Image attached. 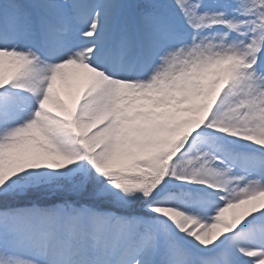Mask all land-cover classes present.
Returning a JSON list of instances; mask_svg holds the SVG:
<instances>
[{
	"label": "snow or ice",
	"instance_id": "snow-or-ice-1",
	"mask_svg": "<svg viewBox=\"0 0 264 264\" xmlns=\"http://www.w3.org/2000/svg\"><path fill=\"white\" fill-rule=\"evenodd\" d=\"M0 264H264V0H0Z\"/></svg>",
	"mask_w": 264,
	"mask_h": 264
},
{
	"label": "bare ground",
	"instance_id": "bare-ground-1",
	"mask_svg": "<svg viewBox=\"0 0 264 264\" xmlns=\"http://www.w3.org/2000/svg\"><path fill=\"white\" fill-rule=\"evenodd\" d=\"M65 98H67V96Z\"/></svg>",
	"mask_w": 264,
	"mask_h": 264
}]
</instances>
